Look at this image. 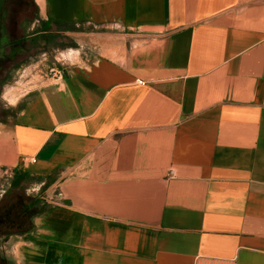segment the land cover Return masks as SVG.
<instances>
[{
    "label": "crops",
    "instance_id": "1",
    "mask_svg": "<svg viewBox=\"0 0 264 264\" xmlns=\"http://www.w3.org/2000/svg\"><path fill=\"white\" fill-rule=\"evenodd\" d=\"M15 1L0 44L100 35L0 126L10 188L51 191L16 264H264V0Z\"/></svg>",
    "mask_w": 264,
    "mask_h": 264
},
{
    "label": "rangeland",
    "instance_id": "2",
    "mask_svg": "<svg viewBox=\"0 0 264 264\" xmlns=\"http://www.w3.org/2000/svg\"><path fill=\"white\" fill-rule=\"evenodd\" d=\"M0 6L5 12V23L10 24L6 31L12 34L11 38L21 40L25 33L18 23L30 18L33 11L21 12L22 6L15 0H5ZM43 33L36 43L0 44V126L11 121V104L16 97L46 83L51 70L60 69L61 63L90 64L100 54V35L96 30L59 28L56 34L47 26ZM12 45L19 46L20 51L11 54ZM9 185L0 194V264H16V244L30 236L37 217L51 206L48 185L31 181L19 190Z\"/></svg>",
    "mask_w": 264,
    "mask_h": 264
},
{
    "label": "built area",
    "instance_id": "3",
    "mask_svg": "<svg viewBox=\"0 0 264 264\" xmlns=\"http://www.w3.org/2000/svg\"><path fill=\"white\" fill-rule=\"evenodd\" d=\"M67 66L65 63H61V69L51 70L49 80L59 79L63 76L62 68ZM142 84L141 82H139ZM13 178V172L7 168H0V194L4 193L5 186L9 185L10 180ZM5 182V183H4Z\"/></svg>",
    "mask_w": 264,
    "mask_h": 264
},
{
    "label": "trees",
    "instance_id": "4",
    "mask_svg": "<svg viewBox=\"0 0 264 264\" xmlns=\"http://www.w3.org/2000/svg\"><path fill=\"white\" fill-rule=\"evenodd\" d=\"M36 180H37V181H42L43 179L38 178V179H36ZM36 180H35V181H36ZM29 237H30V236H28L27 238H29Z\"/></svg>",
    "mask_w": 264,
    "mask_h": 264
},
{
    "label": "bare ground",
    "instance_id": "5",
    "mask_svg": "<svg viewBox=\"0 0 264 264\" xmlns=\"http://www.w3.org/2000/svg\"><path fill=\"white\" fill-rule=\"evenodd\" d=\"M12 100V99H11ZM14 101V100H13Z\"/></svg>",
    "mask_w": 264,
    "mask_h": 264
}]
</instances>
